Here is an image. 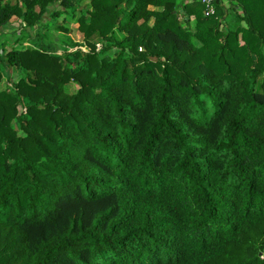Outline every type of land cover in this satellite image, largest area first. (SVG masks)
<instances>
[{
  "label": "trees",
  "instance_id": "obj_1",
  "mask_svg": "<svg viewBox=\"0 0 264 264\" xmlns=\"http://www.w3.org/2000/svg\"><path fill=\"white\" fill-rule=\"evenodd\" d=\"M89 1L83 48L0 41V264H264V0Z\"/></svg>",
  "mask_w": 264,
  "mask_h": 264
},
{
  "label": "rangeland",
  "instance_id": "obj_2",
  "mask_svg": "<svg viewBox=\"0 0 264 264\" xmlns=\"http://www.w3.org/2000/svg\"><path fill=\"white\" fill-rule=\"evenodd\" d=\"M58 6H59L58 4L50 6V11L60 9V7H58ZM75 6H76V2L74 4H70L68 8H64V9L66 10L67 14L70 15L71 14L70 12L73 11ZM47 13L50 14V12H47ZM48 14H45V16H43L41 19V24L43 26L38 25L32 29H30L28 27H23L24 26L23 21L20 18L15 17L13 22L11 24H9L7 31L0 29V41L2 40L5 42L4 43L6 46L5 50L11 49V47H12L11 42L13 44L14 40L16 39V36L14 35V33L20 34V35L22 33L26 37L22 41V43L16 44L17 48L30 47L32 44L29 41V38L37 39L38 37H40L43 40L44 45H49V50L51 52L56 53V54H61L64 50H66L64 48V45L61 44V39L63 40L66 37V35L65 36L63 35V33H65V31L59 30L56 28V26L61 23V20L59 21L58 19H55L54 17H50V16H48ZM64 16H66V15L64 14L63 17ZM71 26L72 25H70L69 27H71ZM77 28H78V25L72 27V29H71L72 32H71L70 38L73 42L81 44L83 42V35L78 31ZM64 29H67V28L64 27ZM83 47L84 46H82V44H81V48H83ZM100 48H101V46L99 44H97V50H99ZM75 50H76V48H72L69 50V52H72ZM0 69L6 70V68L3 65H0ZM7 73L13 81L17 80V78L20 76L19 73H17L14 69H11ZM9 82L10 81H8L6 78H3L2 81L0 82V89H4L7 85V83H9ZM76 90H77V86L74 83H69L67 85V91L68 92L73 93Z\"/></svg>",
  "mask_w": 264,
  "mask_h": 264
},
{
  "label": "crops",
  "instance_id": "obj_3",
  "mask_svg": "<svg viewBox=\"0 0 264 264\" xmlns=\"http://www.w3.org/2000/svg\"><path fill=\"white\" fill-rule=\"evenodd\" d=\"M74 1L76 2L77 0H74ZM182 1H183V2H189V1H191V0H182ZM89 3H90L89 0H80V2H79L78 4H76V6H75V8H74L75 12H74V14H73V15H74L73 18H71L70 16H68L69 14H67V12L65 11L64 7H61V5H59V4H58V5H59L58 7H60V9H58V12H59L58 15H52V14H53V11H50V10H49L50 14H48L47 12H46L45 14H48V16H50V17H54L55 19H58L59 21L61 20V23L58 24V25H63V28H64V27L67 28V29H66L67 32H66V33H63V35H64V36L66 35L67 38H70V37H71V32H72V31H71L72 27L78 25V24H77V19L79 18L82 9L86 8V6H88ZM223 3L226 4L227 1H226V0H223ZM58 7H57V8H58ZM49 8H50V7H49ZM62 8H63V9H62ZM52 10H53V9H52ZM45 14H44L43 16H45ZM64 14H65L66 16L63 17ZM14 18H15V17H13V18L11 19L10 24L13 22ZM70 25H72V26L69 27ZM77 29H78V28H77ZM7 30H8V29H5V31H7ZM70 39H71V38H70Z\"/></svg>",
  "mask_w": 264,
  "mask_h": 264
},
{
  "label": "built area",
  "instance_id": "obj_4",
  "mask_svg": "<svg viewBox=\"0 0 264 264\" xmlns=\"http://www.w3.org/2000/svg\"><path fill=\"white\" fill-rule=\"evenodd\" d=\"M216 1L217 0H196V2L204 6V13L206 16L214 15Z\"/></svg>",
  "mask_w": 264,
  "mask_h": 264
},
{
  "label": "water",
  "instance_id": "obj_5",
  "mask_svg": "<svg viewBox=\"0 0 264 264\" xmlns=\"http://www.w3.org/2000/svg\"><path fill=\"white\" fill-rule=\"evenodd\" d=\"M181 13H182V11H181ZM186 19H188V17H186Z\"/></svg>",
  "mask_w": 264,
  "mask_h": 264
}]
</instances>
